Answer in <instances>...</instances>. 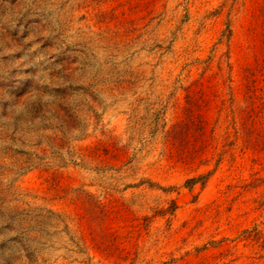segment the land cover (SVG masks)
<instances>
[{
  "label": "rangeland",
  "instance_id": "1",
  "mask_svg": "<svg viewBox=\"0 0 264 264\" xmlns=\"http://www.w3.org/2000/svg\"><path fill=\"white\" fill-rule=\"evenodd\" d=\"M0 264H264V0H0Z\"/></svg>",
  "mask_w": 264,
  "mask_h": 264
},
{
  "label": "trees",
  "instance_id": "2",
  "mask_svg": "<svg viewBox=\"0 0 264 264\" xmlns=\"http://www.w3.org/2000/svg\"><path fill=\"white\" fill-rule=\"evenodd\" d=\"M199 107V104L189 105L185 109L188 117L167 135L168 139L172 138L178 142L179 146L186 152L187 155L184 159L188 165L194 164L198 160L202 163L203 156L211 145L212 136L209 135L207 122L202 118L201 114H197ZM188 182L189 185H194L197 183V180L191 179Z\"/></svg>",
  "mask_w": 264,
  "mask_h": 264
}]
</instances>
